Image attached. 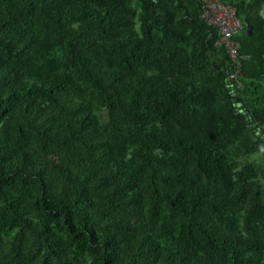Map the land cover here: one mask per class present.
I'll use <instances>...</instances> for the list:
<instances>
[{
	"label": "trees",
	"instance_id": "1",
	"mask_svg": "<svg viewBox=\"0 0 264 264\" xmlns=\"http://www.w3.org/2000/svg\"><path fill=\"white\" fill-rule=\"evenodd\" d=\"M219 1L239 83L198 0H0V264H264V0Z\"/></svg>",
	"mask_w": 264,
	"mask_h": 264
},
{
	"label": "built area",
	"instance_id": "2",
	"mask_svg": "<svg viewBox=\"0 0 264 264\" xmlns=\"http://www.w3.org/2000/svg\"><path fill=\"white\" fill-rule=\"evenodd\" d=\"M201 3L200 18L207 25L217 29L219 38L215 45L223 47L233 64L229 78L239 83V73L242 61L249 56L239 52V42L236 37L243 29L235 8L221 3L219 0H198Z\"/></svg>",
	"mask_w": 264,
	"mask_h": 264
},
{
	"label": "water",
	"instance_id": "3",
	"mask_svg": "<svg viewBox=\"0 0 264 264\" xmlns=\"http://www.w3.org/2000/svg\"><path fill=\"white\" fill-rule=\"evenodd\" d=\"M261 15L264 17V6H262V9H261ZM250 28V27H249ZM248 28V29H249ZM250 30V29H249ZM217 68V67H216Z\"/></svg>",
	"mask_w": 264,
	"mask_h": 264
},
{
	"label": "flooded vegetation",
	"instance_id": "4",
	"mask_svg": "<svg viewBox=\"0 0 264 264\" xmlns=\"http://www.w3.org/2000/svg\"><path fill=\"white\" fill-rule=\"evenodd\" d=\"M264 6V5H263ZM261 9H262V7H261ZM261 9H260V15H261ZM262 16V15H261ZM263 17V16H262ZM264 18V17H263Z\"/></svg>",
	"mask_w": 264,
	"mask_h": 264
},
{
	"label": "rangeland",
	"instance_id": "5",
	"mask_svg": "<svg viewBox=\"0 0 264 264\" xmlns=\"http://www.w3.org/2000/svg\"><path fill=\"white\" fill-rule=\"evenodd\" d=\"M244 27H246V24L244 23Z\"/></svg>",
	"mask_w": 264,
	"mask_h": 264
}]
</instances>
